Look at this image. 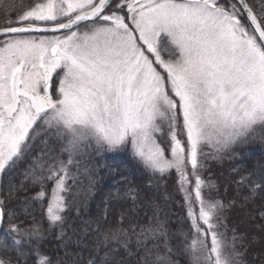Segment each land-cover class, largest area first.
<instances>
[{"label": "snow or ice", "instance_id": "6c2138e0", "mask_svg": "<svg viewBox=\"0 0 264 264\" xmlns=\"http://www.w3.org/2000/svg\"><path fill=\"white\" fill-rule=\"evenodd\" d=\"M257 128L264 0H32L0 27V174L15 171L40 139L23 175L39 186L31 199L52 225L64 221L75 157L88 147L128 149L153 173L175 171L190 221L178 250L187 264H236V236L227 235L223 205L206 196L200 172L208 156L247 142ZM239 183L264 191V164ZM15 191L10 185L9 200ZM6 208L0 199V222L15 218ZM124 231L137 237L142 264H174L162 224ZM149 238L165 243L150 248ZM38 239L37 228L10 223L0 249L19 264L27 246L35 264H51L31 247Z\"/></svg>", "mask_w": 264, "mask_h": 264}, {"label": "trees", "instance_id": "16d2710c", "mask_svg": "<svg viewBox=\"0 0 264 264\" xmlns=\"http://www.w3.org/2000/svg\"><path fill=\"white\" fill-rule=\"evenodd\" d=\"M258 2L248 0L249 4ZM31 3L32 0H0V27L22 14ZM42 147L38 139L15 171L0 174V199L7 205L6 213H15L11 221L5 215L0 239L5 237L10 223H15L25 231L39 230V239L31 247L38 249L39 255L46 256L51 264H142L145 252L137 245V237L130 231L125 234L124 230L133 225L147 227L160 223L166 232V242L173 249L174 264H187V257L178 250L184 247L190 221L174 170L153 173L137 163L128 149L88 150L82 155L80 166H72L76 180L69 182L71 194L67 197L69 206L63 214L64 221L52 225L41 205L31 199L40 191L39 186L32 185L23 175ZM48 148L57 154L61 146L49 140ZM262 164L264 129L257 128L247 142L229 152L208 156L200 172L206 182V196L223 205L220 217L227 235L236 236V264H264V191L253 194L249 185L239 183L241 176L253 170L258 172ZM10 185L16 189L11 200L7 198ZM129 187L134 189L131 195L135 200L128 194ZM155 243L163 244L165 240L149 238L148 247ZM22 251L28 255L21 257L19 264H24L25 259L28 264H35L29 248L25 246ZM16 255L0 249V258L11 257L12 264H17Z\"/></svg>", "mask_w": 264, "mask_h": 264}, {"label": "rangeland", "instance_id": "374dc122", "mask_svg": "<svg viewBox=\"0 0 264 264\" xmlns=\"http://www.w3.org/2000/svg\"><path fill=\"white\" fill-rule=\"evenodd\" d=\"M88 150H94L93 147H88V148H84L80 154H78L76 157H75V160H76V163L73 165L75 166L76 165V168H78L80 166V159L82 157V155L85 153V152H88ZM120 150V149H118ZM73 170V167L71 168Z\"/></svg>", "mask_w": 264, "mask_h": 264}, {"label": "water", "instance_id": "95a60500", "mask_svg": "<svg viewBox=\"0 0 264 264\" xmlns=\"http://www.w3.org/2000/svg\"><path fill=\"white\" fill-rule=\"evenodd\" d=\"M1 226H2V222H0V228H1Z\"/></svg>", "mask_w": 264, "mask_h": 264}]
</instances>
